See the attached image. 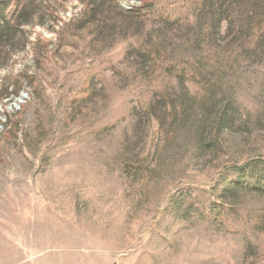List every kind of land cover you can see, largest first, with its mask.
Listing matches in <instances>:
<instances>
[{"label":"rangeland","instance_id":"obj_1","mask_svg":"<svg viewBox=\"0 0 264 264\" xmlns=\"http://www.w3.org/2000/svg\"><path fill=\"white\" fill-rule=\"evenodd\" d=\"M4 1L21 27L0 51V264H264V192L232 189L264 181V61L211 52L212 110L159 79L182 111L154 101L132 52L192 63L193 0H99L91 20L85 0Z\"/></svg>","mask_w":264,"mask_h":264},{"label":"trees","instance_id":"obj_2","mask_svg":"<svg viewBox=\"0 0 264 264\" xmlns=\"http://www.w3.org/2000/svg\"><path fill=\"white\" fill-rule=\"evenodd\" d=\"M84 3L88 20L97 18L103 2L85 0ZM9 4L10 1L0 0V51H4L11 39L13 40L16 35L20 34L21 25L16 21H7L5 18ZM192 6L198 13L196 24L190 29L186 42L192 63H180L165 46L156 42L138 45L133 48L132 54L145 62L140 68V75L150 88L155 102L178 104L182 111H187L185 101L175 96L170 99L157 86L159 79L173 77L181 84L189 81L197 85L204 93L205 104L208 103L207 108L204 104V108L212 110L214 108L213 100L221 92V88L216 81H213L211 76L213 73L207 69V60L211 52L215 51L229 58H244L250 62L253 60L264 61V0H193ZM133 12H137V10H133ZM163 22L165 25H183L185 23L181 19L168 16L164 17ZM223 24H225V30L222 34ZM98 83H101V80H96L94 77L88 79L87 86L81 96L72 102L82 104L85 108L87 102L92 98V94L97 91ZM191 100L194 99L191 98ZM140 108L145 113H152L154 109L153 105L143 103ZM231 116L230 109L216 114L213 120L214 127L218 129V125H227ZM10 126H12L11 123ZM233 187L234 190L242 189L248 193H260L264 192V181H253L248 177L242 182L235 183Z\"/></svg>","mask_w":264,"mask_h":264}]
</instances>
